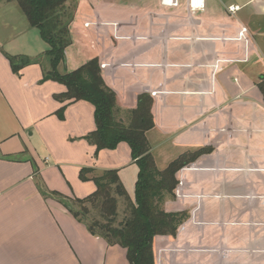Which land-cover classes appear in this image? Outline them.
<instances>
[{
    "label": "crops",
    "instance_id": "obj_1",
    "mask_svg": "<svg viewBox=\"0 0 264 264\" xmlns=\"http://www.w3.org/2000/svg\"><path fill=\"white\" fill-rule=\"evenodd\" d=\"M130 1L83 0L57 71L97 58L118 107L147 93L159 170L212 148L177 172L164 211L188 218L174 236L154 238V264H264V0H182L148 16ZM231 5L240 9L230 14ZM32 30L16 1L0 0V264H128L125 249L92 236L50 196H89L95 185L79 171L91 168L118 171L133 199L138 168L125 143L95 156L84 139L94 107L57 99L66 88L47 75L42 39L29 52Z\"/></svg>",
    "mask_w": 264,
    "mask_h": 264
},
{
    "label": "trees",
    "instance_id": "obj_2",
    "mask_svg": "<svg viewBox=\"0 0 264 264\" xmlns=\"http://www.w3.org/2000/svg\"><path fill=\"white\" fill-rule=\"evenodd\" d=\"M16 1L30 27L38 30L48 49L51 70L47 75L63 84L66 92L59 101H86L94 107L95 129L84 139L95 147V156L101 150H114L125 143L138 168L131 199L116 170H106L93 175L94 169L82 168L79 179L92 181L95 191L89 196L69 199L50 193L65 209L83 224L95 237L108 245H118L126 251L128 264H154L153 240L155 237L174 236L177 228L188 218L186 212H166L162 207L165 195L174 196L178 185L176 174L200 157L212 153L206 147L186 152L173 160L164 170H159L150 153L146 133L154 126L151 115L152 99L147 93L137 96L136 106L125 111L127 125L118 121L120 109L116 94L102 79L98 59H91L79 68L59 74L57 67L64 62L69 45V30L63 23L64 0H8ZM13 71L18 69L13 66ZM264 97V82L259 85ZM64 109L56 115L62 120ZM91 175V176H88Z\"/></svg>",
    "mask_w": 264,
    "mask_h": 264
},
{
    "label": "rangeland",
    "instance_id": "obj_3",
    "mask_svg": "<svg viewBox=\"0 0 264 264\" xmlns=\"http://www.w3.org/2000/svg\"><path fill=\"white\" fill-rule=\"evenodd\" d=\"M119 1H121V0H119ZM237 1H240V0H237ZM170 2L171 3L174 2V5H175L174 9L181 8L182 0H173V1H169V0H141V1L132 0V1L128 2V4H138V3H140L141 4L140 7L142 9L143 14L145 16H148V15L152 14V12H154L155 10L157 12L164 11V9L166 8L165 6H167ZM117 3H118L117 1L114 2V4L116 6H118ZM83 4H85V2H83V0H65L64 1V13H63L64 14V18H63L64 25L65 24H68L69 21H72V19H73V17H72L73 10L75 11L77 6L78 7H81ZM119 4L121 5L120 2H119ZM67 29L71 31L70 25L67 26ZM31 32L33 34H36V37H32L31 38V33L30 34H27L26 37L23 36V38H25L24 41L27 38L29 40V42H28V45L30 47L29 48L30 49L29 52L30 51H36L38 48L40 50L41 49L42 40H41V37L39 35V32H38V30L36 31V29L35 30H32ZM70 34H71V32H70ZM67 40L69 42V35L67 37ZM20 41H22V39H20ZM36 55H37V57H39V59L41 61H43V59L46 60V57H44L41 53L40 54H37L36 53ZM24 59L25 58H23V60ZM116 106L118 107V105H117V97H116ZM118 108L121 110L120 113L117 114L118 115L117 116L118 121L121 120V122H123L125 125H127L126 124L127 123L126 116H125V111H127V108L126 109L125 108H122V107L121 108L118 107ZM154 163H155V161H154ZM93 175H96V174H93ZM137 175H138V171H137ZM88 176H91V175H88ZM133 192H134V188H133ZM166 198H171V197H169L168 195H165L164 201H163L162 207H161L163 210H164V203H165V199Z\"/></svg>",
    "mask_w": 264,
    "mask_h": 264
},
{
    "label": "built area",
    "instance_id": "obj_4",
    "mask_svg": "<svg viewBox=\"0 0 264 264\" xmlns=\"http://www.w3.org/2000/svg\"><path fill=\"white\" fill-rule=\"evenodd\" d=\"M240 8L238 6H228L227 8V11L230 13V14H234L236 13Z\"/></svg>",
    "mask_w": 264,
    "mask_h": 264
}]
</instances>
